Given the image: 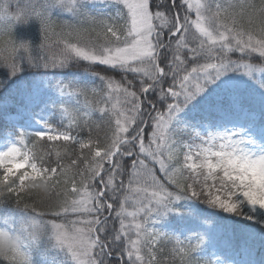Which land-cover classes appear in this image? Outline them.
<instances>
[{
	"label": "snow or ice",
	"instance_id": "obj_1",
	"mask_svg": "<svg viewBox=\"0 0 264 264\" xmlns=\"http://www.w3.org/2000/svg\"><path fill=\"white\" fill-rule=\"evenodd\" d=\"M33 18L42 35L35 51L12 36L17 22ZM0 61L11 76L27 61L79 68L101 82L50 81L45 71L29 101L51 88L62 127L44 120L42 131L21 130L0 151V202L14 199L42 218L74 216L48 223L76 264H108L116 249L124 264H161L164 241L174 261L198 264L192 253L202 238L185 243L152 226L182 198L249 220L264 212V143L223 124L237 112L253 115L243 85L230 82L197 119L181 116L228 74L264 89V0H16L0 12ZM96 113L103 137L101 124L92 135ZM28 243L0 264H31Z\"/></svg>",
	"mask_w": 264,
	"mask_h": 264
},
{
	"label": "trees",
	"instance_id": "obj_2",
	"mask_svg": "<svg viewBox=\"0 0 264 264\" xmlns=\"http://www.w3.org/2000/svg\"><path fill=\"white\" fill-rule=\"evenodd\" d=\"M15 4L16 0H0V12L3 11L5 5H11L12 7H15ZM113 10L114 8L111 6L106 9V11ZM53 16L57 19H70L68 14L62 13L59 10H54ZM12 36L18 42H29L35 51L42 39L39 21L33 18L27 23L17 22L13 27ZM4 38L7 39V36ZM104 68L105 66H97L92 70L99 71L102 75H114L116 79H119L118 74L105 72ZM45 71H47L50 81L58 78L70 79L75 77L79 79L81 83H87L89 88L100 87L101 85V82L96 80L90 73L83 72L82 69L79 68L74 67L73 69L63 70L36 69L28 65L27 61L23 62L22 71L18 72L14 76H11L8 69L3 67V62L0 61V130L2 129L3 131L5 128H8L6 125H2L3 120L1 119V111L4 109H13L14 111L22 112L26 116L31 117L36 122L42 123V121L48 120L54 127H62L59 115H53L54 110L51 101H55L57 96L51 88H44L42 91H40L39 97L36 101H29L30 90L36 86L38 78L41 74L45 73ZM129 78L131 77L129 76ZM151 98L152 96L149 94V96H147L145 99L147 100ZM92 121L93 137L97 135L95 124H101L99 134L101 137H103V134L107 128L102 124L98 113L93 115ZM64 124H67L66 120L64 121ZM86 134L87 130L85 129V135ZM35 198V196L32 198L26 196L25 202L32 203L33 199ZM52 200H55L54 196ZM22 205L23 204H21V206ZM106 213L107 212H105L103 215L105 216ZM112 216H114V214L111 213L109 216V227H118V222H114ZM26 217L27 213L15 204L14 199H5L0 202V227H7L9 230L13 231L18 226L20 220L26 219ZM73 218L75 217L72 215L56 218L50 214L43 217V219L46 221L56 219L57 222L63 223H67ZM246 233V238L249 236H254V238L249 241L246 255L249 254L250 258H253L255 261L264 259V241L257 240L256 238L257 236H260L261 233L256 231L253 235L251 230H248V232L246 231ZM29 243L30 244H27L25 248L28 253L30 249L33 250L32 254L29 253L31 264H52L49 261L50 256L57 257V260L60 256H62L63 252L57 247L55 248L56 241L51 236L42 237L38 243ZM243 243L244 242H242V244ZM118 252V249L114 250L115 254ZM41 254H43L45 260L48 261H43L42 263ZM108 264H118V262L115 258H108Z\"/></svg>",
	"mask_w": 264,
	"mask_h": 264
},
{
	"label": "clouds",
	"instance_id": "obj_3",
	"mask_svg": "<svg viewBox=\"0 0 264 264\" xmlns=\"http://www.w3.org/2000/svg\"><path fill=\"white\" fill-rule=\"evenodd\" d=\"M43 186L41 182V187ZM15 204L27 213L26 219H21L17 231H11L7 227H0V258L10 256L21 249L25 242L38 243L42 237L52 236V228L48 221L33 214L24 205ZM28 257L29 253L27 252Z\"/></svg>",
	"mask_w": 264,
	"mask_h": 264
},
{
	"label": "rangeland",
	"instance_id": "obj_4",
	"mask_svg": "<svg viewBox=\"0 0 264 264\" xmlns=\"http://www.w3.org/2000/svg\"><path fill=\"white\" fill-rule=\"evenodd\" d=\"M235 76V75H234ZM237 80L235 77L234 78H232V77H230L229 76V74L226 76V77H222L220 80H219V82L220 83H228V82H233V80ZM218 82V81H217ZM217 82L214 84V85H211L210 87H209V89H211V88H213V87H215L216 85H217ZM208 89V90H209ZM196 112V111H195ZM182 114V113H181ZM196 115V113H193V112H191V114H190V116H195ZM234 117H242V116H237V115H235V116H232V115H230V116H228L226 119H224V121L223 122H229L230 120H232ZM17 117H12V119H16ZM31 127H33V128H35L37 131H42L43 130V126H36V125H34V124H32L31 123ZM249 127V126H248ZM248 133L249 134H251L255 139H256V141L259 143V142H261L263 139H264V128H262V129H259V130H257V129H255V128H252L251 130H248ZM9 146V144L8 143H6V142H3V140H0V151H2V150H4V149H6L7 147ZM255 215L257 216V218H259V217H263L264 218V212H257V213H255ZM164 216H161L160 218L162 219ZM73 219H75V218H73ZM54 238V237H53ZM58 248L60 251H62L63 252V254H64V256L61 258V259H59L58 261H55V262H53L52 264H76V262L72 259V257H71V254L68 252V250H67V248L66 247H61V246H59L58 244H57V242H56V244H55V248Z\"/></svg>",
	"mask_w": 264,
	"mask_h": 264
}]
</instances>
